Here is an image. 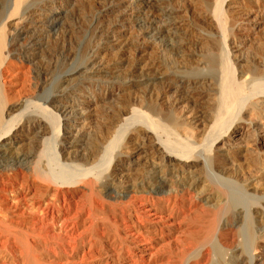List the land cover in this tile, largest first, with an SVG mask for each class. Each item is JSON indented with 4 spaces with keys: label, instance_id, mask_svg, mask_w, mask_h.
<instances>
[{
    "label": "bare ground",
    "instance_id": "6f19581e",
    "mask_svg": "<svg viewBox=\"0 0 264 264\" xmlns=\"http://www.w3.org/2000/svg\"><path fill=\"white\" fill-rule=\"evenodd\" d=\"M61 1L0 0V264H264V0H119L76 51Z\"/></svg>",
    "mask_w": 264,
    "mask_h": 264
},
{
    "label": "rangeland",
    "instance_id": "374dc122",
    "mask_svg": "<svg viewBox=\"0 0 264 264\" xmlns=\"http://www.w3.org/2000/svg\"><path fill=\"white\" fill-rule=\"evenodd\" d=\"M118 1L119 0H79L74 4L75 6L73 8L69 5L70 3L68 2V0H62L60 2V5H62L67 12L66 13L67 15H65L63 18V22H64L63 29L71 28V30H73L70 38L71 40L70 44L73 50L76 51L81 48L90 47V43L88 42L90 35V28L92 22L95 20L96 11L99 10L102 6L103 8H105L106 13L114 11L116 7L117 9H119L120 4ZM174 2L175 4H179L186 8L187 0H174ZM145 12L148 13V10H146ZM51 47L54 53H57L61 48V40L57 38L56 41H52ZM55 65L56 68L53 71V75L56 74L58 69L61 67L60 57L55 59Z\"/></svg>",
    "mask_w": 264,
    "mask_h": 264
}]
</instances>
